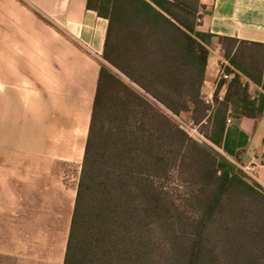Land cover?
I'll use <instances>...</instances> for the list:
<instances>
[{
	"label": "trees",
	"instance_id": "1",
	"mask_svg": "<svg viewBox=\"0 0 264 264\" xmlns=\"http://www.w3.org/2000/svg\"><path fill=\"white\" fill-rule=\"evenodd\" d=\"M88 8L108 20L104 61L125 74L119 43L110 51V38L127 44L125 63L134 44V75L126 77L171 114L204 122L202 132L215 147H222L228 117L262 116L264 45L217 37L232 78L217 82L212 102L203 97L214 35L197 29L200 0H88ZM250 85L263 92L252 97ZM200 147L102 65L63 264H264L263 242L232 236V221L243 212L225 214L235 206L227 200L231 189L261 200L264 190L246 182L231 161L214 159L216 179L203 199L180 203L167 190L175 163H194L190 156ZM193 203L195 216L185 211Z\"/></svg>",
	"mask_w": 264,
	"mask_h": 264
},
{
	"label": "crops",
	"instance_id": "2",
	"mask_svg": "<svg viewBox=\"0 0 264 264\" xmlns=\"http://www.w3.org/2000/svg\"><path fill=\"white\" fill-rule=\"evenodd\" d=\"M200 6L197 29L214 35L201 87L210 101L225 60L217 37L264 45V0ZM107 29L88 0H0V179L18 182L22 216L9 239L17 255L26 246L33 264L64 261L75 197L67 222V192L57 182L66 166L81 171ZM249 91L263 92L256 85ZM228 118L221 151L231 162L249 155L264 190V112L258 120Z\"/></svg>",
	"mask_w": 264,
	"mask_h": 264
},
{
	"label": "rangeland",
	"instance_id": "3",
	"mask_svg": "<svg viewBox=\"0 0 264 264\" xmlns=\"http://www.w3.org/2000/svg\"><path fill=\"white\" fill-rule=\"evenodd\" d=\"M116 43H119L118 49L120 51V57H118L119 59H117L118 64L126 70H124L125 74L129 73L128 71L133 74L134 44L131 45L133 46L130 50L131 56H129L128 62L125 63L124 57H127V55H129L127 54L126 49L127 44H125L124 42H117L114 35L110 38V51H112V49L114 48L113 46H115ZM104 65L108 66L124 84L129 86L132 90H136L139 94L146 98L148 102L167 114L188 137H190L194 142L201 146L200 151L194 149L193 154L190 156H193L194 163L192 161V158L186 159L181 163H175V166H173L170 170L168 179L166 180V188L170 192L172 198L178 199V202L180 203H183L185 200L191 199L192 196H195V198L197 199L205 198L203 197L205 196L204 194H207L209 190L212 189L213 183L216 179L213 175V170L215 169L214 159L220 158V156L224 157L221 149L215 147L205 138L204 133L202 132V126L205 123L203 122L202 124L195 125L186 114H183L181 116H175L171 114L164 107L155 102L150 96L146 95L143 91L137 88L134 83L130 81L131 78H129V76L126 77L124 73L113 68L107 63ZM184 124L196 128L198 133L204 137V140L198 138L196 135H193V133L190 131L186 132L183 129ZM223 151L225 154H228V149L223 148ZM232 163L235 165L238 172L246 182H248L249 184L254 183V181L245 173L240 171L235 164L237 163L240 165H245L248 163H245L244 160L241 162L236 161ZM1 173L2 172L0 168V178L2 177ZM62 174V180L57 183L67 192L68 209L66 213L62 214V216L63 219L68 222L71 215L72 198L73 196H76V188L80 173L77 165H71L63 168ZM17 185V181H5L3 179H0V264H33L32 261L28 260L26 257V246L23 247V250L21 251L22 253L17 255L16 249L18 248V246L13 245L9 239L10 232L12 234L13 229L14 227H16L17 221L19 220V217L22 216V214L17 211V205L19 203V197L17 195ZM227 200L233 202L235 206L236 204H240V208L236 209L234 208L235 206H232L230 209H226V215L232 214L234 216L236 215V213L243 212L241 221L237 220L238 218H240L239 215H237V219L234 217V220L232 221L233 225L231 226L233 228V233L236 232L232 236H234L236 240L240 237L242 240L240 238L239 239L244 243H264V200H261L256 196H252L251 194L240 191L236 188L231 189ZM185 209L188 215L195 216L199 210V207L196 203H193V205L190 206L189 204L186 205ZM41 264L45 263L41 261Z\"/></svg>",
	"mask_w": 264,
	"mask_h": 264
},
{
	"label": "built area",
	"instance_id": "4",
	"mask_svg": "<svg viewBox=\"0 0 264 264\" xmlns=\"http://www.w3.org/2000/svg\"><path fill=\"white\" fill-rule=\"evenodd\" d=\"M228 66H229V64H228V62L226 60H223L220 63L217 82L220 81V80H230L232 78V75H229L225 71V68L228 67ZM219 99L222 100L221 97ZM212 100H210V102H212ZM231 123H232V119L228 118L227 121H226V124L230 125ZM183 129L186 132H189V131L192 132L193 135H196L198 138L204 140V137L201 134L198 133L196 128L184 124L183 125ZM235 164L237 165V167L239 168L240 171L245 173L247 176H249L255 182L254 169H253V167L250 164H245V165H240V164H237V163H235Z\"/></svg>",
	"mask_w": 264,
	"mask_h": 264
},
{
	"label": "water",
	"instance_id": "5",
	"mask_svg": "<svg viewBox=\"0 0 264 264\" xmlns=\"http://www.w3.org/2000/svg\"><path fill=\"white\" fill-rule=\"evenodd\" d=\"M243 160H244L245 163H249V162L251 161V158H250L249 155H245V156L243 157Z\"/></svg>",
	"mask_w": 264,
	"mask_h": 264
}]
</instances>
